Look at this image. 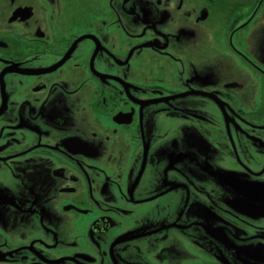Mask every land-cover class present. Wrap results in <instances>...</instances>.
<instances>
[{"label": "flooded vegetation", "instance_id": "obj_1", "mask_svg": "<svg viewBox=\"0 0 264 264\" xmlns=\"http://www.w3.org/2000/svg\"><path fill=\"white\" fill-rule=\"evenodd\" d=\"M0 264H264V0H0Z\"/></svg>", "mask_w": 264, "mask_h": 264}, {"label": "rangeland", "instance_id": "obj_2", "mask_svg": "<svg viewBox=\"0 0 264 264\" xmlns=\"http://www.w3.org/2000/svg\"><path fill=\"white\" fill-rule=\"evenodd\" d=\"M206 37L207 38H211V35H206ZM188 39V43H186V47H188L189 45H191L192 44V42H193V39L194 40H196V38H187ZM157 60H159V59H157ZM166 86V85H165ZM171 124L172 125H176V123H175V121H172L171 120ZM174 133H176V134H178V132H174ZM213 170H215L216 171V169H214L213 168ZM224 176V174H221V178ZM212 181H214V180H207V183H208V193L209 192H214V196H213V199L217 196V197H220V196H223V192H221L220 191V187H218L215 183H213ZM227 181L228 182H230V183H235V184H237V185H240V186H242V187H244V185L246 184V180H243V179H241V177L239 176V175H237V174H232V176H228V179H227ZM181 183V182H180ZM192 188H193V185H191L190 186V192H193L192 191ZM181 195V191H179V196ZM181 197V196H180ZM197 197V196H196ZM242 198H244V199H246V197L245 196H241ZM240 198V197H239ZM195 199L196 198H191V202H195Z\"/></svg>", "mask_w": 264, "mask_h": 264}]
</instances>
